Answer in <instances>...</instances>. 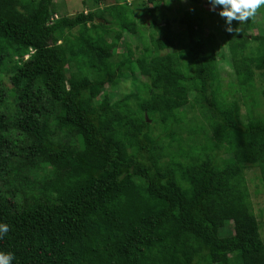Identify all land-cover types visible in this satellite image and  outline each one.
I'll use <instances>...</instances> for the list:
<instances>
[{
    "label": "trees",
    "instance_id": "16d2710c",
    "mask_svg": "<svg viewBox=\"0 0 264 264\" xmlns=\"http://www.w3.org/2000/svg\"><path fill=\"white\" fill-rule=\"evenodd\" d=\"M75 1L0 0V252L264 264L248 179L264 189V6L223 47L208 0H178L182 34L173 0Z\"/></svg>",
    "mask_w": 264,
    "mask_h": 264
},
{
    "label": "rangeland",
    "instance_id": "374dc122",
    "mask_svg": "<svg viewBox=\"0 0 264 264\" xmlns=\"http://www.w3.org/2000/svg\"><path fill=\"white\" fill-rule=\"evenodd\" d=\"M58 4H60V6H63L64 8L62 9H66L65 7V3L64 0H56ZM75 0H71V3H67L69 6H74L75 5ZM210 4L208 3V6ZM170 8V9H169ZM169 8H166L165 11L167 12L168 18H170L173 22H174V26L173 29H175V32L178 34H182L184 32V29L181 28V26L179 25V20L181 18L184 17L185 12L188 11L189 9H191L192 7H187V6H183L180 1L178 0H173L171 1ZM209 8V7H208ZM207 7H205V9H207L208 12H214L213 10H210V8L208 9ZM218 10V9H217ZM208 15V14H207ZM148 21H146V23H148L150 21L149 17H145ZM257 18V23L259 24V27L261 30H264V14H260L258 16H256ZM176 21V22H175ZM258 32V31H257ZM207 34L212 35L214 37V39L216 40V44L220 46L223 45V47L225 46V35L227 34V32L225 31V23L224 20H222L220 18V16L217 14L216 18L213 21L209 22V29L207 30ZM218 35V36H217ZM147 36V35H146ZM127 37V41H129L130 43L133 44V47L136 46L137 40L136 38H132V37ZM221 65V76L225 79V89L228 87L229 91L230 88L228 86V83H230L228 81V75L231 73V69L230 67L226 64V63H220ZM261 81L258 80L257 84L258 86L260 85ZM264 85V84H262ZM248 88V87H247ZM236 90L239 91V93H241L242 91V95H245L244 93H246L248 89H244L240 86H236ZM235 94V97L239 98V101L241 102V96L240 94ZM241 107L242 109H244L245 107L243 106L242 102H241ZM258 177V171L253 169L251 172H248V179L250 181L249 183V188H250V192H251V199L254 205V210L256 215L258 216L262 227H264V189L262 187V185L259 183V179L255 178Z\"/></svg>",
    "mask_w": 264,
    "mask_h": 264
},
{
    "label": "clouds",
    "instance_id": "9594fccd",
    "mask_svg": "<svg viewBox=\"0 0 264 264\" xmlns=\"http://www.w3.org/2000/svg\"><path fill=\"white\" fill-rule=\"evenodd\" d=\"M210 10H218V15L223 18L225 31L232 32V22H245L254 17L258 10L264 6V0H208ZM58 16H54L57 19ZM6 224H0V237L8 232ZM13 254L0 252V264H11Z\"/></svg>",
    "mask_w": 264,
    "mask_h": 264
}]
</instances>
